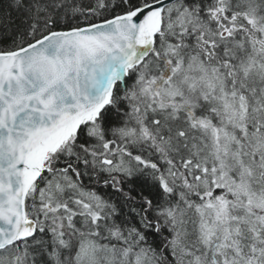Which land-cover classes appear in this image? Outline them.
Masks as SVG:
<instances>
[{
	"label": "snow or ice",
	"instance_id": "6c2138e0",
	"mask_svg": "<svg viewBox=\"0 0 264 264\" xmlns=\"http://www.w3.org/2000/svg\"><path fill=\"white\" fill-rule=\"evenodd\" d=\"M0 264H264V0H0Z\"/></svg>",
	"mask_w": 264,
	"mask_h": 264
}]
</instances>
